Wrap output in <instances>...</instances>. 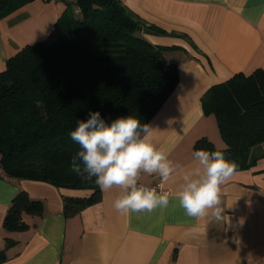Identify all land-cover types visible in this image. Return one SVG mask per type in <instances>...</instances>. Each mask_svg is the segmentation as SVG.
Returning <instances> with one entry per match:
<instances>
[{
  "label": "crops",
  "instance_id": "obj_1",
  "mask_svg": "<svg viewBox=\"0 0 264 264\" xmlns=\"http://www.w3.org/2000/svg\"><path fill=\"white\" fill-rule=\"evenodd\" d=\"M121 1L166 32L147 37L178 68L177 85L148 122L175 171L162 188L159 174L138 179V186L169 193V205L123 215L113 207L121 194L114 187L65 214V197L91 190L0 176V264H264V143L254 147L256 163L221 186L222 221L189 217L175 198L184 171L197 166L195 142L205 137L224 146L204 94L236 73L264 68V0ZM64 8L63 0H33L0 19V71L8 57L43 39ZM19 190L41 201V215L23 214L27 228L10 231L3 218Z\"/></svg>",
  "mask_w": 264,
  "mask_h": 264
},
{
  "label": "trees",
  "instance_id": "obj_2",
  "mask_svg": "<svg viewBox=\"0 0 264 264\" xmlns=\"http://www.w3.org/2000/svg\"><path fill=\"white\" fill-rule=\"evenodd\" d=\"M32 1L0 0V19ZM63 1L50 32L8 57L0 71V164L8 178L91 190L65 197V214H72L101 198L95 178L86 181L70 170L78 145L69 132L77 120L99 111L109 123L133 115L148 124L179 75L177 65L165 59V48L147 37L166 32L121 0ZM202 105L213 113L224 146L201 137L194 151H222L236 170L253 166L259 158L254 147L264 143V68L213 85ZM41 209L40 200L19 190L3 226L23 230V214L41 215Z\"/></svg>",
  "mask_w": 264,
  "mask_h": 264
},
{
  "label": "clouds",
  "instance_id": "obj_3",
  "mask_svg": "<svg viewBox=\"0 0 264 264\" xmlns=\"http://www.w3.org/2000/svg\"><path fill=\"white\" fill-rule=\"evenodd\" d=\"M69 136L78 145L70 170L86 181L95 178V185L103 192L120 189L113 203L117 212L151 213L168 207L169 193L138 186L141 172L159 174L162 188L175 171L169 152L153 143L150 125L133 115L119 116L109 123L99 111H92L87 119L77 120ZM192 155L197 166L184 171L183 185L175 198L189 217L222 221L221 186L233 176L237 165L222 151L196 149Z\"/></svg>",
  "mask_w": 264,
  "mask_h": 264
},
{
  "label": "built area",
  "instance_id": "obj_4",
  "mask_svg": "<svg viewBox=\"0 0 264 264\" xmlns=\"http://www.w3.org/2000/svg\"><path fill=\"white\" fill-rule=\"evenodd\" d=\"M75 11H78V9L76 8ZM0 176H3V177H6L7 176L6 173L4 172L1 164H0Z\"/></svg>",
  "mask_w": 264,
  "mask_h": 264
}]
</instances>
